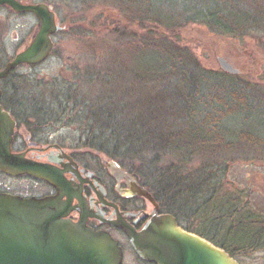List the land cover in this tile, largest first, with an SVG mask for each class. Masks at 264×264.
I'll return each mask as SVG.
<instances>
[{
    "label": "rangeland",
    "instance_id": "obj_1",
    "mask_svg": "<svg viewBox=\"0 0 264 264\" xmlns=\"http://www.w3.org/2000/svg\"><path fill=\"white\" fill-rule=\"evenodd\" d=\"M22 2H45L55 12L57 22L63 26L62 31L53 36L55 45L51 57L36 71L43 78H56V86L71 89V92L62 95L68 96L69 101L82 102L77 99L83 100L87 93L90 95L89 90L86 91L87 88H106L112 81L118 83V97L126 99L128 103L135 102L137 106L138 102L153 97L156 82L153 81L152 70L138 61L144 42L141 38L147 34L148 26H155L156 29L152 30L155 36L163 33L166 37L170 36L174 46L188 48L195 58L194 62L211 72L221 71L217 61L220 56L238 68L236 77L224 80L220 88L222 93L230 87L247 90L246 93L253 104L246 116L242 113L229 115L221 124L226 132L224 140L235 145L228 149L209 145L191 158L183 174L193 175L195 182L201 179L209 185L205 188L204 195L198 196V206L205 202L211 206L210 210L213 208L211 194L214 185L208 178L209 173L213 172L218 175L214 182L218 197L239 199V204H245L244 213H253L256 210L257 214L264 216V0H234L237 10L247 13L251 24L235 28L233 34L194 22L186 23L177 28L178 30L173 32L175 34H171L160 25L174 22V26L188 22L190 17L205 6L203 0H147L143 3L145 8L140 7L138 3L129 4L128 0ZM141 8L146 12H141ZM38 27V20L32 13H16L11 8L0 5V66L27 46ZM22 72L32 73L30 70ZM27 75L29 80H34L35 77ZM90 76H94L93 79ZM90 80L94 82L89 83ZM213 82L203 83V102L214 92L215 86L219 88ZM46 86L49 85H40ZM98 96L96 100L89 99L84 105L91 108L92 104H98L102 97L100 94ZM200 110L205 112V105ZM82 117L88 115L84 114ZM93 124L95 123L92 122L91 125ZM78 125L63 129V134L69 138L74 137L77 135ZM249 129L253 135L262 139L259 145L235 141L241 132ZM180 158L175 155V158L169 160L175 162L180 161ZM166 162L168 160L164 163ZM211 165L213 167H210ZM200 167H205L206 170L202 171ZM138 178L142 181L141 177ZM153 191L156 192L154 188ZM206 217L209 218L208 215ZM196 220L200 222L201 217L197 216ZM196 220L183 221V225L204 231L219 243L229 244L225 234L234 225L232 220L226 221L225 224L223 221L219 232L215 228L211 232L205 230L206 227L199 225ZM243 222L247 223L245 218ZM251 224L259 229L254 219ZM238 234L240 232L236 235ZM124 251L126 254L130 253L128 243H124ZM236 253L235 257L241 264H264V252L258 249L253 252L238 250Z\"/></svg>",
    "mask_w": 264,
    "mask_h": 264
},
{
    "label": "trees",
    "instance_id": "obj_2",
    "mask_svg": "<svg viewBox=\"0 0 264 264\" xmlns=\"http://www.w3.org/2000/svg\"><path fill=\"white\" fill-rule=\"evenodd\" d=\"M145 1L128 0V3H138L143 8ZM203 1L207 6L190 17L188 22L174 26V22L160 25L171 34L189 22L202 23L220 32L233 34L235 28L251 24L248 14L238 11L234 0ZM142 11L146 12L145 9ZM147 28V34L141 38L144 42L138 61L152 70V78L156 82L154 96L138 102L136 106L135 102L128 103L126 99L118 97V83L112 81L106 88H87L90 95L87 93L88 96L83 100H77L86 104L89 99L96 100L98 94L102 96L98 104H92L91 108L84 105L85 110L90 108V123L96 124L92 127L98 144L104 147L108 156L119 160L129 172L137 178L141 177L142 182L152 190L154 188L155 196L166 212L171 213L182 226L183 221H195L199 216L201 221L196 220L199 225L207 228L209 221L218 232L221 231L223 221L225 224L232 220L234 225L225 235L237 247L243 248L248 239L252 240L256 236L257 229L251 224L253 219L256 223V214L244 213L245 204H239V199L218 197L214 183L218 175L213 172L208 175L214 185L211 194L213 208L210 210L211 206L203 201L198 206V196L204 195L208 185L200 177H197L200 181L195 182L193 175H185L183 172H186L191 158L209 145H219L225 149L235 145L224 140L226 132L221 124L229 115L242 113L246 116L252 109L251 98L247 90L240 88L230 87L222 93L220 88L224 80L234 79L236 75L222 70L211 72L201 67L194 62L195 58L188 48L174 46L170 36L166 37L163 33L155 36L152 31L156 29L155 26ZM93 77L90 76L91 79ZM208 81H214L219 88L215 86L214 92L203 102L202 86ZM204 105L205 112L200 110ZM235 141L259 145L262 139L253 135L249 129L241 132ZM175 155L181 157L180 161L171 162L169 158H175ZM166 160L168 162L164 163ZM199 169L206 170L205 167ZM244 218L247 223L243 222ZM185 228L188 231L194 230L187 226ZM238 232L240 234L236 235Z\"/></svg>",
    "mask_w": 264,
    "mask_h": 264
},
{
    "label": "flooded vegetation",
    "instance_id": "obj_3",
    "mask_svg": "<svg viewBox=\"0 0 264 264\" xmlns=\"http://www.w3.org/2000/svg\"><path fill=\"white\" fill-rule=\"evenodd\" d=\"M53 44L55 45L54 42ZM51 53L43 62L18 65L0 79V110L12 122L0 129V149H3L0 151V162L14 164L17 170L9 173L0 169V193L22 198L59 197L66 202L65 218L85 223L92 230L110 233L121 247L120 264H155L141 259L133 251L125 231L110 223L120 218L135 231L139 230L146 223L154 206L149 198L131 195L127 178L124 175L116 178L111 174L108 164L114 162L124 174L146 190L157 203L158 214L167 212L151 188L129 172L119 160L108 156L104 147L98 144L89 123L90 116L82 117L84 114L88 115L84 104L69 101L68 96H62L71 92V89L56 86V78H43L38 74L36 70L51 57ZM5 64L6 62L0 68ZM22 70H30L32 73L27 74L35 77L34 80H29ZM41 84L49 86L40 87ZM5 121L4 117L0 118V124ZM74 124H79V128L75 127L77 135L69 138L63 134V129ZM22 164H31L49 172L59 185L23 171L20 169ZM253 214L257 216L256 225L259 229L256 230V236L252 240L248 239L243 248L237 247L227 236V244L230 246L225 245V242H217L204 231L192 232L223 248L232 258H236L238 250L253 252L258 249L264 252V216L257 214L256 210ZM205 230L211 232L215 229L208 221ZM124 243H128L129 254L124 251ZM237 261L240 263L238 259Z\"/></svg>",
    "mask_w": 264,
    "mask_h": 264
},
{
    "label": "water",
    "instance_id": "obj_4",
    "mask_svg": "<svg viewBox=\"0 0 264 264\" xmlns=\"http://www.w3.org/2000/svg\"><path fill=\"white\" fill-rule=\"evenodd\" d=\"M0 5L9 6L16 13L30 12L39 23L29 44L0 68L1 79L18 65L43 62L53 49L52 35L62 26L56 21L51 6L45 2L0 0ZM217 61L223 72L231 75L239 72L225 57L220 56ZM3 117L8 122L0 124V129L7 123L12 124L0 110V118ZM15 166L0 162V169L5 172H16ZM21 166L23 171L59 185L49 172L31 164ZM108 168L116 178L123 175L127 178L131 195L149 198L154 206L139 230L135 231L120 218L110 222L125 231L133 251L141 259L155 264H240L223 248L183 228L172 214H158L157 203L149 193L114 162L108 164ZM65 208L66 202L59 197L22 198L0 193V264H120L121 247L110 233L95 231L85 223L65 218Z\"/></svg>",
    "mask_w": 264,
    "mask_h": 264
}]
</instances>
